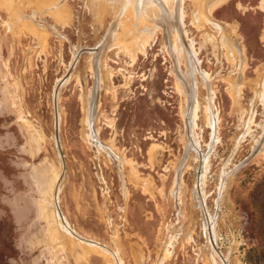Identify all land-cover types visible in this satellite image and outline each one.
<instances>
[{"label":"rangeland","instance_id":"1","mask_svg":"<svg viewBox=\"0 0 264 264\" xmlns=\"http://www.w3.org/2000/svg\"><path fill=\"white\" fill-rule=\"evenodd\" d=\"M126 1L0 0V264H264V0L213 6L228 35L171 0L201 61L197 126L161 30L141 50ZM95 89L120 162L85 136Z\"/></svg>","mask_w":264,"mask_h":264},{"label":"bare ground","instance_id":"2","mask_svg":"<svg viewBox=\"0 0 264 264\" xmlns=\"http://www.w3.org/2000/svg\"><path fill=\"white\" fill-rule=\"evenodd\" d=\"M221 1H223V0H197L196 5H195V7H193L194 9L192 11V22H193L194 26H196L198 29L203 28V26H208V27L212 28L213 30H215L216 32H218L220 35L221 34L222 35L227 34L226 33V25L224 23L218 21V20H215L211 16L212 7ZM170 2H171V0H127L124 10L127 9L130 12L131 16L129 19L131 22H130V25L128 24L129 21L126 22V24H128V26H131L133 32L140 34V35L142 34V37L144 38V40L142 39L143 41H141V50H144L145 44L148 43V41L152 37V33H154L155 31L161 30L162 35H163V39H162L163 45L165 46V48L169 52V54L171 53L170 54L171 56H173V55L175 56L176 61L174 63V65H175L174 71L176 72V75L178 76L181 84H183V86L187 90L186 94H187L188 100H187V108L185 111V117H186L187 121L189 123H191L192 126H195L196 123L198 122L197 119H198L199 111H201V109H202V105H201L199 98H198L199 91H198L197 85L195 83L196 73L199 70V64L201 61H200V58L197 57L198 51L194 47V45H195L194 39L193 38L189 39V36L187 35V31H185V34H186V37H188L189 43H186L187 41H186L185 36H184V31L182 30V27H181V25H184V23H185V16H186L185 12L183 10V7L181 5H176V7L173 8V4H175V3L171 4ZM182 3H183V1L181 0V4ZM218 5H220V4H218ZM164 7L168 8V10H169L168 13L165 12ZM150 13L154 14L155 19H153V20L150 19ZM126 30H127V28H126ZM111 37H113V36L111 35ZM94 48H97V46ZM89 52L92 53V51H89ZM172 52H173V54H172ZM74 57H75V55H74ZM92 61H94V60H92ZM92 65H93V62H92ZM182 65H185V67H186L185 70L182 68ZM201 77H202V79H201L202 83L207 88L208 93H209L208 80L210 79V75L207 72H203V75H201ZM64 79H65V77H62L58 81L57 89L59 87H61L65 83V81L67 80V78L65 80ZM104 81H106V80H104ZM178 85H179V82H178ZM259 86L262 87V89L258 92L256 97L261 98L260 100L262 102H264V81L261 82ZM179 87H181V86H179ZM110 89H111V87H110ZM195 89H196V91H195ZM93 97H94L93 93L87 92L86 95H84V99H83V102H84V107H83L84 108V122L86 125L85 127L87 128V132L85 133V136L87 137V139L90 143L92 142V144H94L93 146H95L97 152H100L102 150L103 152L106 153V155L108 157L112 158V160L114 159V160H117L118 162H120V160L122 161V159H120V157H118L114 152H112V150H110V148H108L106 145L97 141L96 135H95L94 130H93V122H94L93 121L94 116L92 117L93 108H94V106H93L94 98ZM253 98L251 99V103H250L252 106L255 104ZM262 102H261V104H262ZM214 106H215V104L213 102V98L209 93V97L207 98V104H206L204 110L206 112L207 124L209 125V127L212 129L213 132L216 131V118H217V114L213 111ZM245 113H246V111H245ZM254 114H255V111H254V107H253L250 110V116L248 118V122H247V126H246L247 130L250 129V124L253 122ZM251 127H252V125H251ZM244 135L245 134H243L241 136L243 137ZM239 141H241V140H239ZM207 169H208V163L206 161L205 171L200 176L199 180L206 177ZM178 180L179 179H177L176 183H178ZM199 180L197 181V184L195 185L198 190L200 189ZM63 220L65 221V217L63 218ZM60 221H61V219H60ZM98 246H100V245H98Z\"/></svg>","mask_w":264,"mask_h":264},{"label":"water","instance_id":"3","mask_svg":"<svg viewBox=\"0 0 264 264\" xmlns=\"http://www.w3.org/2000/svg\"><path fill=\"white\" fill-rule=\"evenodd\" d=\"M74 63H75V61H74ZM74 63H73V65H72V67L74 66ZM72 67L70 68V70L68 71V73L66 74V76H65V79L66 78H68V76L70 75V72H71V69H72ZM64 79V80H65ZM56 93H57V90H56ZM93 95H94V102H93V106H94V108H93V115H92V117L94 116V113H95V108H96V89H95V92H93ZM93 119V118H92Z\"/></svg>","mask_w":264,"mask_h":264}]
</instances>
